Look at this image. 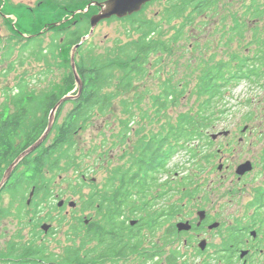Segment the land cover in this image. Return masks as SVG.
Segmentation results:
<instances>
[{
	"label": "trees",
	"instance_id": "16d2710c",
	"mask_svg": "<svg viewBox=\"0 0 264 264\" xmlns=\"http://www.w3.org/2000/svg\"><path fill=\"white\" fill-rule=\"evenodd\" d=\"M104 1L106 0H41L37 8L32 10L28 8L30 12L35 13L33 20L29 18L25 20L26 25L32 27L21 32L28 34L29 37L22 38L23 43L20 45L10 41L5 48L7 51L4 57L9 60L15 49L19 47L21 53H29L39 62L47 61V73L62 71L63 77L60 83H51L42 89L41 93L29 85L28 79H22L13 88L6 89L5 100L0 106L1 183L5 173L15 161L43 138L48 130L54 108L69 94L76 95L75 99H69L59 106L49 134L43 143L18 163L10 180L0 191V199L5 191H9L14 199L21 198L20 214L25 209V193L34 189L29 205L41 211L42 205L53 197L50 186L55 184L57 177L73 170L80 176L77 180L78 184L70 186L73 194L81 196L80 202L84 211L96 210L99 219L86 221L77 219L69 231L75 239L70 237L72 244L66 247L62 254L49 251L46 244L39 243L38 238L42 232H38L36 239L30 242H12L6 254H0V263L116 264L120 259H126L139 247L138 244L133 243L129 248L132 241L124 233L129 227V219L144 220L153 190L165 186L161 185V177L157 172L160 170L170 172L167 167L171 160L179 149L187 148V143L203 141L209 137L207 131L212 121V116L209 114L214 109L213 104L222 95L224 86L234 82L239 83L247 78L256 80L262 76L264 29L261 31L251 22L259 19L264 21V4L261 5L259 0H251L249 4L244 2L245 10L241 19L235 14L229 33L235 37L239 35L243 40L245 32L252 33L248 48L254 47L253 54L233 56L229 62H217L206 70L198 86L197 96L201 101L199 110L195 114L180 115L178 122L174 124L167 112L171 105L179 102V97L184 96L186 89L180 90L177 87L173 90L169 81L159 95L152 96V114H149L150 111H145L137 116L133 108L140 110L142 98L133 100L121 98L135 90L137 83L147 75V66L151 57L161 56L162 59L163 55L171 53L169 42L158 39L162 36L163 24L170 25L184 19V24L172 28L177 37H182L188 25L195 23L197 18L213 10L222 1L177 0L171 9L168 8L167 14L164 13L162 22H154L144 14L147 6L156 1L152 0L140 11L123 19L129 26V36L131 37L133 33L138 35L137 39L123 45L118 41L114 48H107L104 55L97 54L92 43L88 41L77 48L75 66L82 83L80 89L71 65L72 50L89 35L90 19L99 8L92 6L89 11H84L90 4ZM1 6L2 0H0ZM18 7L27 11L23 5ZM5 14V8L1 9L0 18ZM64 19L63 24L54 25ZM111 20L117 18L113 17ZM6 21L9 23V20ZM226 26L227 24L224 27ZM45 28L53 32L51 42L46 47L43 38L45 32L40 33ZM2 43L3 40L0 39V51ZM49 60L52 62L50 63ZM13 68L12 64L9 70ZM118 100L126 118L119 120L122 128L115 136L118 139L116 143L119 147L129 146L128 140L131 139L132 134L137 137V141L132 144L131 154L125 151L122 159L126 158V162L112 169L103 187V195L93 191L94 186L92 192L86 196L82 192L88 187L89 173L94 170L97 163L109 161V152L103 151L95 155L97 157L94 161L95 165H85L86 159H92L97 153L98 146L92 149V152L77 155L76 139L90 128L91 121L96 116L106 117L111 114ZM68 103H72L73 108L62 124H59L63 109ZM217 111L221 116L226 113V110ZM154 122L161 125L160 130L150 129ZM135 123L138 127L134 130L132 124ZM191 152L193 151L189 152L191 157H196ZM19 169L21 172L17 175L16 171ZM45 172L53 175L49 181ZM4 211L0 209V217L4 215ZM23 217L24 215H21V218ZM33 221L37 223L36 226L41 223L37 217ZM80 236L82 240L78 243L76 237Z\"/></svg>",
	"mask_w": 264,
	"mask_h": 264
},
{
	"label": "rangeland",
	"instance_id": "374dc122",
	"mask_svg": "<svg viewBox=\"0 0 264 264\" xmlns=\"http://www.w3.org/2000/svg\"><path fill=\"white\" fill-rule=\"evenodd\" d=\"M40 1L2 0L0 11L5 8L6 14L0 18V39L3 40L0 51V106L5 100L6 89L13 88L22 79H28L29 85L41 93L42 89L48 87L51 83H60L63 77L62 71L47 73V61L39 62L29 53H21L18 50L19 47L15 49L14 54L9 60L4 57L5 51H7L5 48L8 47L10 41L20 45V43H23L21 41L23 40L22 38L29 37L28 34L22 33L21 30H30L32 27L26 25L27 22L25 20L28 18L34 19L35 13L30 11L32 8H37ZM250 1H220L213 10L197 18L195 23L188 25L185 35L182 37H177L172 28L175 25L180 26L184 24V19L173 22L170 25L163 24L162 36L158 39L169 42L172 48L171 53L163 55L162 59L161 56L151 57L150 64L147 66V75L141 82L137 83L135 90L130 94L123 95L121 99L133 100L142 98L140 110L133 108V111L137 113V116L145 111H150L149 114H152V96L159 95L165 84L170 81L169 84H171L173 90L179 87L180 90L186 89V93L184 96L179 97L177 104L171 105L167 112L168 117L175 124L178 122L180 115L185 113L195 114L201 104L197 96L198 86L206 70L217 62H229L233 56H249L253 54L254 47L248 48L253 36L252 33L245 32L244 40L239 35L235 37L229 33V29L232 23H234L235 14L241 19L240 17L245 10L243 7L244 2L249 4ZM176 2L177 0H156L147 6L144 14L154 22H162L164 13L167 14L168 8L171 9ZM258 2L261 5L264 4V0H259ZM19 5L26 7L27 11L25 8H19ZM91 7H87L84 12L89 11ZM116 18L117 20H111V18L100 21L93 35L90 39L86 40L92 43V47L97 54L104 55L107 52V48H114L118 41L120 42L119 44L123 45L138 38V35L133 33L131 37L129 36V26L123 21L126 17ZM6 20H9V23ZM165 21L167 20L165 19ZM64 22L65 19L54 25L59 26ZM252 22L251 24L257 25V28L259 27L260 30L264 29V21L262 19ZM226 24L227 26L224 27ZM40 33H44V46H48L53 32L45 28ZM262 35H264V32ZM175 39L177 40L175 41ZM74 48L72 55L74 54V58H76L75 52L77 49L74 51ZM49 62L51 63L52 61L49 60ZM12 64L14 68L9 70ZM262 76H264V70H262ZM222 91L223 93L220 98L213 104L214 109L210 111L211 113L209 112V115L212 116L211 125L207 131V136L209 137L197 142V148L200 149L203 146L206 149L204 142H239L241 139L244 142H259V139H263L264 77L256 80L247 78L239 83L234 82L224 86ZM69 95L72 96V99L76 98V95ZM72 108V103L65 105L58 122L59 124H62ZM217 110H226V113L221 116ZM124 118L126 116L123 114V107L120 100H118L115 102L111 114L106 117L96 116L91 121L90 128L77 137V155L92 152V149L98 146L97 153L92 156V159H86L85 165H95L94 161L97 158L95 155L103 151L109 152V161H103L101 164L97 163L94 166V170L89 173L88 187L84 188L82 192L84 195L90 194L94 186L95 190L93 191L103 195V187L112 169L122 166L126 162V158L122 159L126 150L129 151V154L133 152L132 144L137 141V137L134 134L130 136L131 139L128 140L129 146L127 147H119V144H117L118 139L115 138L122 128L119 120ZM137 127V123L132 124V129L135 130ZM150 129L158 131L161 129V125L154 122L151 124ZM244 129L246 130L244 131ZM224 132H228L229 134L224 135ZM214 135L218 137L212 139ZM105 140L106 142H103ZM189 149L192 150L193 148L188 145L187 150L179 149L167 167L171 173L165 174L169 178L167 180L169 184L166 185V203L175 201L177 194L171 190L174 186H177L182 177H190L194 170H198L199 167L204 166V163H201L200 155H198L200 160L196 158L197 161L190 158L188 154ZM20 172L21 170L19 169L16 171V174L18 175ZM176 172H178L179 178L172 183V179L170 178L175 177ZM45 175L48 181L53 176L50 172H45ZM165 175L162 176V180H165ZM78 176L79 173H74L73 170H70L69 173L57 177L55 184L53 183L50 186L53 197L42 205L43 209L41 211L36 210L34 207L31 208L29 205L31 189L27 190L24 195L25 209L20 214L21 198L14 199L9 191L4 192L0 199V209L5 210L4 215L0 217V254H6L12 242L26 243L36 239V233L38 232H42L40 238H38L39 243L46 244L49 251L62 254L65 248L72 244L70 237L71 239H75L69 231L76 223V220L81 219L86 221L98 218L96 210L84 211L80 202L81 196L74 195L70 188V186L78 184L77 180L80 178ZM65 179L67 180L65 181ZM162 180L160 183L164 182ZM159 188L154 189L153 193L161 191L158 190ZM61 201L65 202V207L56 208ZM71 203H74L75 207L69 206ZM21 215H24V217L21 218ZM36 217L39 221L41 220L39 226H36L37 223L33 221ZM44 219L45 221H43ZM44 225L49 226L47 233L42 229ZM144 235L146 243L147 240L150 241L153 238L152 236H148V233ZM76 238L77 242L80 243L82 237ZM153 241L155 240L153 239ZM150 243L153 242L150 241ZM131 261H133L131 262L132 264H135L134 262L136 261H138L137 264L147 263L142 262L140 259H132ZM0 264L8 263L2 262Z\"/></svg>",
	"mask_w": 264,
	"mask_h": 264
},
{
	"label": "flooded vegetation",
	"instance_id": "af4514ba",
	"mask_svg": "<svg viewBox=\"0 0 264 264\" xmlns=\"http://www.w3.org/2000/svg\"><path fill=\"white\" fill-rule=\"evenodd\" d=\"M242 141L187 143L204 166L172 188L173 202L165 201L171 172H157L165 186L149 198L146 218L124 230L129 248L139 247L116 264H264V138Z\"/></svg>",
	"mask_w": 264,
	"mask_h": 264
},
{
	"label": "water",
	"instance_id": "95a60500",
	"mask_svg": "<svg viewBox=\"0 0 264 264\" xmlns=\"http://www.w3.org/2000/svg\"><path fill=\"white\" fill-rule=\"evenodd\" d=\"M151 1L152 0H107V1L102 2V3H97L96 2V3L90 4L88 6V8L91 7V6H93V5H95V6H97L100 9V11H99L98 14L94 15L91 18V31H90V34L82 40V43H80L78 46H76L74 48V51L80 45H82L86 40L90 39V37L94 33V30H95L97 24L100 21L106 20V19H111L113 17H118V18L127 17L128 15H132L133 13H136V12L140 11L145 4H147V3L151 2ZM71 65L73 67V70H74L75 75H76V78H77V84H78V86L81 89L82 88V83H81V80H80V78H79V76L77 74V71H76L74 54L72 55ZM69 99H72V96L68 95V96L64 97L61 100V102L56 106V108H54V110L51 112L49 127H48L47 132L43 136V138L39 142H37L34 146H32L30 149H28L26 152H24L15 161V163L7 170V172L5 173V176H4L3 180L0 183V191L6 185V183L10 180V177L12 175V172H13L14 168L23 159V157H25L26 155H28L29 153H31L32 151H34L41 143H43V141L45 140L46 136L49 134V132H50L52 126H53V123H54V120H55L56 111L58 110L59 106L63 102H65V101H67ZM245 130L246 129H244V131ZM223 134L224 135H228L229 133L228 132H224ZM217 137H218L217 135H214V136H212V139H215ZM33 194H34V190L32 191V193L30 195L29 202L31 201V199L33 197ZM64 203H65L64 201H61L58 204V207H63ZM69 206L75 207V204L74 203H71V204H69ZM42 229H43V231L45 233H47L48 230H49V226L44 225Z\"/></svg>",
	"mask_w": 264,
	"mask_h": 264
}]
</instances>
